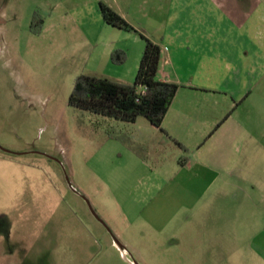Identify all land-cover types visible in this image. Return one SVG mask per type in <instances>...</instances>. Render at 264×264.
Here are the masks:
<instances>
[{
	"label": "rangeland",
	"instance_id": "obj_1",
	"mask_svg": "<svg viewBox=\"0 0 264 264\" xmlns=\"http://www.w3.org/2000/svg\"><path fill=\"white\" fill-rule=\"evenodd\" d=\"M90 1L0 0V145L13 151L0 148V264H264V92L237 112L248 129L244 179L226 197L192 198L178 179L155 192L141 161L155 162L133 142L135 124L70 104L99 50L132 48L121 37L130 31L107 24L96 40L70 17V5ZM168 1L142 5L158 21ZM228 1L238 12L264 4Z\"/></svg>",
	"mask_w": 264,
	"mask_h": 264
},
{
	"label": "crops",
	"instance_id": "obj_2",
	"mask_svg": "<svg viewBox=\"0 0 264 264\" xmlns=\"http://www.w3.org/2000/svg\"><path fill=\"white\" fill-rule=\"evenodd\" d=\"M101 1L73 4L68 10L83 30L89 26L96 40L109 30ZM108 4L162 45L158 78L180 84L162 128L145 116L133 122L137 127L133 142L155 162L152 166L141 161L143 170L149 168L144 181L160 184L155 192L178 179L181 185H191L192 198L207 193L226 197L229 187L244 179L245 169L239 165L248 129L237 112L253 94L264 92V4L238 12L229 9L228 0H169L159 6L167 14L158 21L136 0ZM138 15L145 19L142 23L137 22ZM121 35L131 49L118 43L104 46L87 66L92 73L133 83L145 40L138 33ZM117 47L126 49L127 60L110 65L109 57Z\"/></svg>",
	"mask_w": 264,
	"mask_h": 264
},
{
	"label": "trees",
	"instance_id": "obj_3",
	"mask_svg": "<svg viewBox=\"0 0 264 264\" xmlns=\"http://www.w3.org/2000/svg\"><path fill=\"white\" fill-rule=\"evenodd\" d=\"M99 6L106 23L136 32L145 40L140 65L133 83L101 74H79L70 95V104L128 122H135L140 116H145L153 125L162 128L163 120L180 87L177 82L162 81L158 78L162 45L131 24L108 3L101 1ZM43 22L39 12H36L32 23L33 32L40 33L41 28L34 30V26ZM111 56L116 64L127 60V52L124 49H116Z\"/></svg>",
	"mask_w": 264,
	"mask_h": 264
},
{
	"label": "water",
	"instance_id": "obj_4",
	"mask_svg": "<svg viewBox=\"0 0 264 264\" xmlns=\"http://www.w3.org/2000/svg\"><path fill=\"white\" fill-rule=\"evenodd\" d=\"M0 148L3 149V150H5V151H7V152H13V151H11L10 149H7V148H5V147H3V146H1V145H0ZM69 184H70V186H71L74 190H76L75 187L73 186V184H72V182H71L70 180H69ZM84 198H85L86 201L88 202L89 207H90L92 213L95 215V217H96L99 221H101L103 224H105L106 227H107V229L111 232V234H112V236H113V239H114V241H115V244L118 245L120 249H122V250H124V249L127 250V246H126V244L123 243V242L121 241V239H119V238H118V237L112 232L111 228L106 224V222H105V221L99 216V214L96 212V210H95V208L93 207V205H92L90 199L87 198L86 196H84ZM133 264H140V262H139L138 260H136V259H133Z\"/></svg>",
	"mask_w": 264,
	"mask_h": 264
},
{
	"label": "bare ground",
	"instance_id": "obj_5",
	"mask_svg": "<svg viewBox=\"0 0 264 264\" xmlns=\"http://www.w3.org/2000/svg\"><path fill=\"white\" fill-rule=\"evenodd\" d=\"M123 251H124V252H127V250H125V249H124Z\"/></svg>",
	"mask_w": 264,
	"mask_h": 264
}]
</instances>
